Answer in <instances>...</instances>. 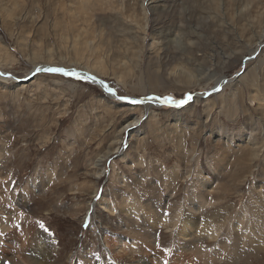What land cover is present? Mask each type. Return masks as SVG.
<instances>
[{"label": "rangeland", "instance_id": "rangeland-1", "mask_svg": "<svg viewBox=\"0 0 264 264\" xmlns=\"http://www.w3.org/2000/svg\"><path fill=\"white\" fill-rule=\"evenodd\" d=\"M36 67L88 68L117 97ZM0 75L2 258L23 257L19 218L51 264H264V0H0ZM193 197L216 238L185 251ZM149 239L163 257L132 247Z\"/></svg>", "mask_w": 264, "mask_h": 264}, {"label": "bare ground", "instance_id": "bare-ground-1", "mask_svg": "<svg viewBox=\"0 0 264 264\" xmlns=\"http://www.w3.org/2000/svg\"><path fill=\"white\" fill-rule=\"evenodd\" d=\"M261 10V9H260ZM71 11V9H70ZM81 11V9H80ZM72 12V11H71ZM88 14V13H87ZM81 17V16H80ZM86 17V16H85ZM84 23V22H83ZM89 23V22H88ZM90 24V23H89ZM263 37V36H262ZM27 38V37H26ZM27 42V41H26ZM38 44V43H37ZM261 44V39H259L256 43V46L259 47V45ZM27 45V44H26ZM255 46V47H256ZM38 47V46H37ZM85 47V46H84ZM254 47V49H256ZM154 48V47H153ZM38 49V48H37ZM36 49V50H37ZM77 51V50H76ZM250 51H254V50H250ZM257 51V50H256ZM77 55V54H76ZM252 57V56H251ZM250 58V57H249ZM100 59V58H99ZM101 60V59H100ZM100 60H97V65L98 64H102ZM246 61H248L249 59H244ZM93 66H94V63H92ZM96 65V64H95ZM39 67H42V66H39ZM39 67H36L35 70H33L32 72H30V74L27 76V79H31L33 78L36 73H39V72H42V71H38ZM49 67V66H47ZM105 67V65H104ZM95 68V67H93ZM93 70V69H92ZM99 70V69H97ZM69 73H75V75H70V76H73V77H77V78H80V79H83V80H86L88 82H91L93 83V81H99L97 79V77L93 76V74L91 73L90 69L88 68H85L84 70H78V69H72V70H68ZM77 73H80L79 76H77ZM2 76V75H0ZM2 78V77H1ZM5 78V77H4ZM223 79V76L219 77V81L221 80L222 81ZM25 80H22V81H17L16 82V86H24L23 85V82ZM187 81V80H186ZM15 83V82H14ZM25 83V82H24ZM97 84H99L98 82H95ZM222 83V82H221ZM95 85V84H94ZM107 85V84H106ZM100 87H102L101 85H99ZM97 85V87H99ZM108 86V85H107ZM213 90V91H212ZM211 90V92L213 93H216L218 90H217V87H213V89ZM253 91V90H252ZM208 93V92H207ZM109 94V93H108ZM254 95V94H253ZM109 98H111L110 96H108ZM117 97V96H116ZM115 97V98H116ZM251 98V97H250ZM118 99V98H117ZM252 99V102L253 100L257 99V101H259V103L261 102V99H259L257 96H255L254 98H251ZM121 100H124V101H127V99H120ZM250 100V99H249ZM122 102V101H121ZM130 102V101H129ZM146 102V101H143V103ZM187 102V101H186ZM148 104L152 105V106H158L159 104H157V102H155L153 99L151 100H148L147 101ZM262 104V103H261ZM125 105V104H124ZM129 105V104H128ZM133 105V103L131 104ZM148 106V105H147ZM174 106V105H172ZM146 108V107H145ZM138 121V120H137ZM134 122V120H133ZM131 126V125H130ZM134 126V125H133ZM247 135V134H246ZM248 136V140L249 139H253L252 136ZM100 161H98L99 163L103 160L102 159H99ZM122 183V182H121ZM199 184V183H198ZM33 186V185H32ZM200 186L204 189V190H208L207 194H210V191L209 189L211 190V187L212 185H210L209 181H204L202 180V182L200 183ZM215 187V186H214ZM201 189V188H200ZM201 192V191H200ZM204 192V191H203ZM218 193V192H217ZM198 194V193H197ZM197 198V197H196ZM208 200V199H207ZM108 203V202H107ZM104 204V207L108 210V204ZM128 203V202H127ZM188 204V203H187ZM102 205V204H101ZM143 206V205H142ZM189 208H188V213H185V214H180L179 215V218H178V221L176 224H174L175 228H176V234L178 235V237L180 238L181 242L184 243L181 247H182V250H185V251H189V248L190 247V244L194 241H200L202 240V238L205 236L206 238L208 239H215L216 238V234L213 232V230L209 229L210 227H208V229L205 227V224L206 222H208L209 224V221L211 219H209L208 221H205L203 219V215H204V212H203V207H202V203L201 202H196L195 201V198L193 197V199L190 201L189 203ZM104 209V210H106ZM125 209V208H124ZM206 210V209H205ZM113 211V210H112ZM114 212V211H113ZM110 213V212H109ZM14 215V214H13ZM143 216V215H142ZM17 218V217H16ZM143 218V217H142ZM140 219V218H139ZM149 219L151 220V223H153L154 225L158 224L154 219L153 217L151 218V216L149 217ZM262 219V218H261ZM148 221V220H147ZM263 221V220H262ZM160 222V221H159ZM26 223V222H25ZM25 223H21L20 222V219L18 218L17 221L15 222V225L13 227V229H11L9 232L5 233V238L8 240H11L13 241V244H14V251L16 253H20L21 254V260L20 261V264H26L27 261H26V258L27 256H24L22 254H24L27 249L29 248L28 245H35V244H38L42 247V254H40V257L36 256L34 257V259L31 261L32 264H51L53 261L50 260V256L49 258H47L48 256V253L47 251H44V247L45 246H48V244L46 243H40V236L38 235L37 237H34L32 238V240H30L29 238V242H28V239L26 238L27 235H24V231L22 232V228L21 226H23V229H26L27 226ZM207 224V225H208ZM211 226V225H210ZM153 227V225H152ZM158 227V226H156ZM170 227V226H169ZM153 229H155L153 227ZM152 229V230H153ZM37 231H41L40 229H36ZM29 231V230H28ZM22 233H23V236H22ZM26 233V232H25ZM40 234V233H39ZM151 235H149L148 237H150ZM108 240V239H107ZM150 241H146V240H136V242L134 241V245L132 244V247H138L140 248V252L141 254L143 255V251L141 249H151L152 246H153V254L155 255H158V257H163L164 256V253H159L160 251L158 250V252H156V247H157V243L153 241H151V239H149ZM43 241V240H42ZM144 241V242H143ZM156 241V240H155ZM152 245V246H151ZM33 247V246H32ZM111 247V246H110ZM253 249H256L255 247L256 246H251ZM109 248V247H108ZM0 249H1V246H0ZM12 249V251H13ZM32 249V248H31ZM191 252V251H190ZM1 253V251H0ZM30 253V252H29ZM137 254H140L139 253V250H136L134 249L133 251H126V253H122V252H119L117 253L116 255H112L110 257L108 256H104L103 254L100 255L99 257L101 258V260L99 259V257H97V259L93 262V264H149L146 260H143L142 258H137ZM50 255V254H49ZM29 256L31 257V253L29 254ZM145 259V258H144ZM178 261L179 259H176V264H178ZM180 262V261H179ZM17 262H15V259L14 257L13 258H9L8 260L2 258L0 256V264H16ZM54 263V262H53Z\"/></svg>", "mask_w": 264, "mask_h": 264}, {"label": "snow or ice", "instance_id": "snow-or-ice-1", "mask_svg": "<svg viewBox=\"0 0 264 264\" xmlns=\"http://www.w3.org/2000/svg\"><path fill=\"white\" fill-rule=\"evenodd\" d=\"M38 71H47V72H54V73H61L64 75H75V73H69L67 72L65 69L63 68H47V69H38ZM114 94V93H113ZM191 97H189L190 99ZM120 99H127V97H120ZM163 99V103L165 104H170V105H174L176 107L181 106L183 103H185L186 101L184 100H180V101H175L173 100L171 97H166V98H162ZM130 103L133 104H139V103H143L142 100H131ZM41 227H43V225H41Z\"/></svg>", "mask_w": 264, "mask_h": 264}, {"label": "water", "instance_id": "water-1", "mask_svg": "<svg viewBox=\"0 0 264 264\" xmlns=\"http://www.w3.org/2000/svg\"><path fill=\"white\" fill-rule=\"evenodd\" d=\"M80 75V73H77V76H79ZM94 82H99V84L102 86V88L104 89V91H107L108 93H109V95H110V97H112V98H115L116 97V93L112 90V89H110L107 85H106V83L105 82H103V81H94ZM213 91V90H212ZM114 93V94H113Z\"/></svg>", "mask_w": 264, "mask_h": 264}]
</instances>
